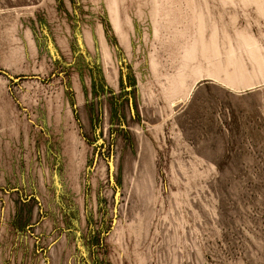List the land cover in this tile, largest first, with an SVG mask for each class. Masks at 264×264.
Here are the masks:
<instances>
[{
	"label": "rangeland",
	"instance_id": "rangeland-1",
	"mask_svg": "<svg viewBox=\"0 0 264 264\" xmlns=\"http://www.w3.org/2000/svg\"><path fill=\"white\" fill-rule=\"evenodd\" d=\"M0 264H264V0H0Z\"/></svg>",
	"mask_w": 264,
	"mask_h": 264
},
{
	"label": "water",
	"instance_id": "water-1",
	"mask_svg": "<svg viewBox=\"0 0 264 264\" xmlns=\"http://www.w3.org/2000/svg\"><path fill=\"white\" fill-rule=\"evenodd\" d=\"M131 106V108H132V105H130ZM110 166H111V168H112V164H110Z\"/></svg>",
	"mask_w": 264,
	"mask_h": 264
}]
</instances>
